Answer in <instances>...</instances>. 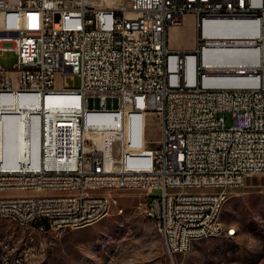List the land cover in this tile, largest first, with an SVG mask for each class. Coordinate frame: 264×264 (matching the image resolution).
Masks as SVG:
<instances>
[{"label": "built area", "instance_id": "1", "mask_svg": "<svg viewBox=\"0 0 264 264\" xmlns=\"http://www.w3.org/2000/svg\"><path fill=\"white\" fill-rule=\"evenodd\" d=\"M187 14L194 46L171 49L168 29ZM8 17L21 22L8 27ZM225 20H240L248 38L206 35ZM2 50L17 61L0 66V217L42 233L91 225L116 203L102 190L115 182L148 197L146 215L172 258L189 252L190 235L217 233L215 210L232 188L264 175V0H0ZM224 50L256 62L243 72L251 84H218L207 61ZM99 95L111 106L92 108L88 97ZM130 114L143 124L140 146L130 142ZM147 114L158 123L152 145ZM154 189L162 195L150 198Z\"/></svg>", "mask_w": 264, "mask_h": 264}, {"label": "rangeland", "instance_id": "2", "mask_svg": "<svg viewBox=\"0 0 264 264\" xmlns=\"http://www.w3.org/2000/svg\"><path fill=\"white\" fill-rule=\"evenodd\" d=\"M90 1L95 6H115L119 2ZM20 22L21 18L8 17L6 25L12 27ZM196 35L194 17L187 14L180 25L168 29V47L190 50ZM16 61L14 51H0L3 68L13 69ZM61 82L62 76L58 75L56 84ZM65 82L78 86L79 77L67 76ZM110 99L107 95L91 96L88 103L92 108H103L111 106ZM130 116L134 122L130 142L140 146L143 124L139 114ZM145 138L150 145L159 138L154 114L145 116ZM94 142L98 144L99 140L94 137ZM109 193L116 200L109 214L79 228L42 233L37 227H22L0 218V264H264V175L249 176L244 186L230 190L220 218L225 230L233 229L234 235L195 241L189 252L172 258L164 252L156 222L146 215L145 194L121 189ZM161 195L160 189H154L149 196Z\"/></svg>", "mask_w": 264, "mask_h": 264}, {"label": "bare ground", "instance_id": "3", "mask_svg": "<svg viewBox=\"0 0 264 264\" xmlns=\"http://www.w3.org/2000/svg\"><path fill=\"white\" fill-rule=\"evenodd\" d=\"M90 3H92L89 0ZM103 6H107L103 5ZM240 20H225V21H216V22H210L209 27L205 29L206 35L211 38L212 40H215L217 42H235L236 39L239 38H248V36L240 35V28H239ZM239 54L236 53L234 50H224V53H221V55L216 56V58L209 60L208 59V66L211 71H216L217 75L216 77L218 84L223 85H230V86H244L247 84H251V80H249L246 76L245 71L252 69L256 65V62L253 60L244 61L240 59ZM88 100V99H87ZM89 108V106H88ZM19 127V126H18ZM133 127L134 122L132 120L129 128L130 137L131 134H133ZM17 127L14 126V130H10L8 132V136L12 138H8L10 142H12V145L14 143V149L17 148V146L22 143L21 140L18 138L14 141V136L16 134ZM137 137V136H136ZM97 139V138H96ZM99 140L98 145L102 146L104 143V140L102 138L97 139ZM21 145V144H20ZM121 189L118 184L115 182H103L102 183V190H117ZM228 197H224V202L227 201ZM223 207H217L215 210V227L217 233H199L198 235H190L189 241H188V250L191 248L193 243L195 241L203 240L210 237H216L221 236L219 233H224L225 228L221 221V210ZM0 218H6L9 219V217H0ZM157 224V223H156ZM69 227V223H58V231ZM83 226H75L74 228H79ZM38 228V227H37ZM229 230V235H234L233 229H227Z\"/></svg>", "mask_w": 264, "mask_h": 264}, {"label": "crops", "instance_id": "4", "mask_svg": "<svg viewBox=\"0 0 264 264\" xmlns=\"http://www.w3.org/2000/svg\"><path fill=\"white\" fill-rule=\"evenodd\" d=\"M146 199L148 200V197H146ZM152 223H153V221H152ZM153 225H154V223H153ZM155 227V226H154ZM155 232V231H154ZM157 232V231H156ZM155 232V233H156ZM156 234H158V233H156ZM158 236H159V239H160V241H161V243H163V240H162V238H161V236L158 234ZM164 252L167 254V252H166V250H165V248H164ZM168 256V255H167ZM169 257V256H168Z\"/></svg>", "mask_w": 264, "mask_h": 264}, {"label": "water", "instance_id": "5", "mask_svg": "<svg viewBox=\"0 0 264 264\" xmlns=\"http://www.w3.org/2000/svg\"><path fill=\"white\" fill-rule=\"evenodd\" d=\"M44 225H45V227L47 228V224H46V223H44Z\"/></svg>", "mask_w": 264, "mask_h": 264}]
</instances>
